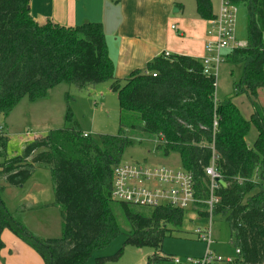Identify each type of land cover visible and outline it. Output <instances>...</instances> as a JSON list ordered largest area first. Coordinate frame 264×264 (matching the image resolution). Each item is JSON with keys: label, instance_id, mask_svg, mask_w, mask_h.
I'll use <instances>...</instances> for the list:
<instances>
[{"label": "trees", "instance_id": "16d2710c", "mask_svg": "<svg viewBox=\"0 0 264 264\" xmlns=\"http://www.w3.org/2000/svg\"><path fill=\"white\" fill-rule=\"evenodd\" d=\"M194 1L201 20L215 18L210 0ZM233 3L247 10V44L230 51L226 60L242 65L243 76L234 86V97L215 103L217 80L204 74L200 58L162 55L147 64L145 73L150 75L135 71L123 84L115 77L101 24L40 25L31 14V0H0V117L8 118L25 98L33 103L47 100L62 84L83 91L105 83L118 96L121 115L117 135L99 141L84 138L68 97L65 128L33 140L21 156L0 165V178L11 187L23 188L36 167L49 170L54 184L51 206L59 209L62 220L61 238L34 236L21 222L25 211L8 210L5 187L0 186V253L1 236L8 231L44 264H86L95 251L122 234L114 213L118 205L131 227L125 246L155 250L147 264L171 260L158 253L171 232L182 227L186 212L138 208L113 199L114 169L133 145L131 131L138 130L156 139L166 157L179 155L202 200L209 198L205 169L215 160L227 188L217 192L220 203L214 215L226 219L241 251L239 264H264V185L255 183L256 177L264 178V109L258 102L264 90V0ZM240 95L248 96L254 109L250 119L234 103ZM252 126L258 137L250 147L246 137ZM7 142L0 131V150H6ZM206 209L199 205L192 211L207 219ZM122 251L96 264L117 262Z\"/></svg>", "mask_w": 264, "mask_h": 264}, {"label": "rangeland", "instance_id": "374dc122", "mask_svg": "<svg viewBox=\"0 0 264 264\" xmlns=\"http://www.w3.org/2000/svg\"><path fill=\"white\" fill-rule=\"evenodd\" d=\"M153 1L148 7V10L151 9L154 15L153 33L150 40L158 43L161 53L164 51L166 44L181 43L180 39L188 42L191 36L196 35L198 32V28L195 27L196 24L190 21L183 23L178 20L182 19L183 15L175 14L176 5L172 7V0ZM184 4L186 6L185 18H190L193 21L194 18L188 15L192 14L196 17L194 0L190 4ZM57 12L59 20L64 22L66 12L62 11L58 4ZM36 13V8H32L31 14ZM173 26L179 28L180 33L176 32L177 30H172ZM183 28H185L184 33ZM236 36L239 46L244 48L247 44V10L243 6L239 8ZM156 43L154 45L158 46ZM224 54L225 52L223 53L225 62L220 64L217 74L216 102H223L234 97V86L243 76V66L231 64L226 60ZM205 55L203 52L200 56L203 58ZM146 67L147 64L140 68V71L145 73ZM122 83L125 84V80ZM110 86V83H105L83 91H77L69 85L62 84L50 92L47 100L33 103L25 98L8 118L0 117V128L3 129L1 134L6 135L8 139L6 150H0L2 151L0 165L7 160L21 156L24 149L35 137L37 139L44 138L50 131L65 128L68 97L73 100L70 103V108L83 133L91 135V138L95 141H99L101 136L117 135L120 130V106L118 96L111 91ZM258 102L264 109V90L259 92ZM234 103L240 109L244 118L250 119L254 114L248 96L240 95L234 99ZM130 123L131 120L129 119ZM130 134L132 135L133 145L126 149L122 163L147 165L149 167L165 166L174 170L183 168L179 155L171 154L166 157L162 150L157 149L156 139L151 140L138 130L131 131ZM257 137L258 131L252 126L246 137L247 144L252 147ZM0 186L5 187L3 201L8 210L11 213L25 211L22 218L20 217L21 222L34 236L44 240L62 237V220L59 209L47 208L54 203V184L49 170L36 167L31 179L23 188L22 186L11 187L1 178ZM114 213L122 234L106 248L95 251L86 264H96L97 259L113 257L121 250L123 251L120 260L107 264H146L148 258L154 256L156 251L151 248L137 249L125 246L131 227L118 205H115ZM209 222V219H202L195 212L187 211L184 215L182 227L171 232L172 236L165 240L158 255L163 258L176 257L183 261L202 258L206 251V245L198 240L195 232L205 231L209 226ZM211 233L212 251L225 258H235L236 247L233 243L229 225L223 216L214 215L212 217ZM34 255L41 264H44L38 254L35 253ZM161 264L174 263L168 260Z\"/></svg>", "mask_w": 264, "mask_h": 264}, {"label": "crops", "instance_id": "0c3cea01", "mask_svg": "<svg viewBox=\"0 0 264 264\" xmlns=\"http://www.w3.org/2000/svg\"><path fill=\"white\" fill-rule=\"evenodd\" d=\"M192 1L172 0V7L176 5L175 14L183 15V18L178 20L183 23L193 22L198 32L195 36H191L188 42L180 39L181 43L166 44L162 53L158 43L150 40L153 33L154 15L148 7L154 2L153 0H116V2L114 0H31L30 8H36L37 13L32 16L40 25L52 22L74 28L87 23L101 24L104 28L109 56L115 66V77L124 81L133 72L140 71V68L165 53L202 59L200 55L205 53L203 47L206 43L207 23L198 17L197 11L196 17L192 14L188 15L194 18L193 21L185 18L184 3L190 4ZM210 2L214 15H217L221 0H210ZM57 4L62 11L66 12L64 22H61L57 16ZM238 19L239 14L237 22ZM178 29L175 31L180 33ZM184 32L185 28H183ZM155 43L158 46L154 45ZM228 54L229 52H225L224 55L227 57ZM51 205L47 208H55ZM1 240L4 248L0 253V264H41L34 255L35 252L10 232H3Z\"/></svg>", "mask_w": 264, "mask_h": 264}, {"label": "built area", "instance_id": "2783aa9c", "mask_svg": "<svg viewBox=\"0 0 264 264\" xmlns=\"http://www.w3.org/2000/svg\"><path fill=\"white\" fill-rule=\"evenodd\" d=\"M239 14V7L233 3V0H221L220 10L215 18L208 20L205 43V57L201 60L204 65V74L214 76L217 80L219 66L225 62L224 52L233 51L241 48L236 38V23ZM173 30H177L175 26ZM170 53H165V57L169 58ZM150 75V73H145ZM154 78L157 74L152 75ZM215 103L216 100H215ZM217 124H214V128ZM3 130L0 128V131ZM30 135V134H27ZM84 138L91 135L84 133ZM35 139H37L35 137ZM34 139V140H35ZM207 178L209 179V198L202 200L199 198L196 184L193 176L183 169L174 170L165 166L149 167L140 164H124L114 169L113 177V199L116 202L125 203L138 208H171L187 212L192 211L194 207L199 205L206 206L209 226L205 231H196L200 242L206 245L204 256L200 259H187L183 261L176 257H172L174 264H239L241 251L236 249L235 258H225L212 251V217L216 206L220 203L217 192L221 188L217 180L222 179L215 169V160L205 169ZM262 181L255 178V183Z\"/></svg>", "mask_w": 264, "mask_h": 264}, {"label": "water", "instance_id": "95a60500", "mask_svg": "<svg viewBox=\"0 0 264 264\" xmlns=\"http://www.w3.org/2000/svg\"><path fill=\"white\" fill-rule=\"evenodd\" d=\"M217 182L222 188H227V183L223 179H218Z\"/></svg>", "mask_w": 264, "mask_h": 264}]
</instances>
